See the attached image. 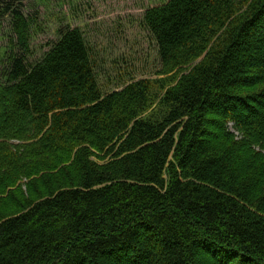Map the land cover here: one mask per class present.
Here are the masks:
<instances>
[{
    "label": "trees",
    "instance_id": "obj_1",
    "mask_svg": "<svg viewBox=\"0 0 264 264\" xmlns=\"http://www.w3.org/2000/svg\"><path fill=\"white\" fill-rule=\"evenodd\" d=\"M5 18L0 264H264V0L148 8L160 77L110 92L80 27L31 61Z\"/></svg>",
    "mask_w": 264,
    "mask_h": 264
},
{
    "label": "rangeland",
    "instance_id": "obj_2",
    "mask_svg": "<svg viewBox=\"0 0 264 264\" xmlns=\"http://www.w3.org/2000/svg\"><path fill=\"white\" fill-rule=\"evenodd\" d=\"M167 0H0L15 2L39 25L31 61L57 41L60 28L80 27L93 50L104 92L139 79L160 77L158 47L143 23L145 11ZM11 37L10 18L0 21V58ZM0 61V71L3 70ZM1 78V77H0ZM2 81V79H1Z\"/></svg>",
    "mask_w": 264,
    "mask_h": 264
}]
</instances>
